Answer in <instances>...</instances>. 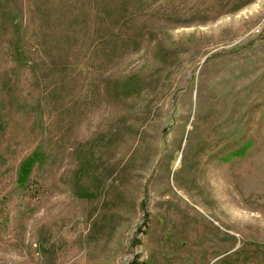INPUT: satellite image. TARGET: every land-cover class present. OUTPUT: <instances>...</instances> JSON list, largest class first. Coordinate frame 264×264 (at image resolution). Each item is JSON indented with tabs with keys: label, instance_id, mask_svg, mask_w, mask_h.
Returning a JSON list of instances; mask_svg holds the SVG:
<instances>
[{
	"label": "rangeland",
	"instance_id": "1",
	"mask_svg": "<svg viewBox=\"0 0 264 264\" xmlns=\"http://www.w3.org/2000/svg\"><path fill=\"white\" fill-rule=\"evenodd\" d=\"M7 13L0 264L264 263V0H0Z\"/></svg>",
	"mask_w": 264,
	"mask_h": 264
},
{
	"label": "trees",
	"instance_id": "2",
	"mask_svg": "<svg viewBox=\"0 0 264 264\" xmlns=\"http://www.w3.org/2000/svg\"><path fill=\"white\" fill-rule=\"evenodd\" d=\"M9 14L7 13L8 15L7 17L6 14H3L5 18L2 17L3 19L2 18L0 19L3 21V23L5 24L8 23L12 28H14V31L18 34V28L14 22L13 17L10 15L11 17L10 19H8ZM11 53L13 56H19V57L23 56L24 54L27 55L30 54L26 50L25 45L23 46L19 43V37L15 40V43L12 45ZM30 63L32 64L30 65V67L33 69L34 75L40 79L42 73L37 72L35 63L32 60L30 61ZM39 159H40L39 151L37 152L36 150L20 162L18 175H17V184L20 188H26L29 186L31 181L30 180L31 175L34 171L35 166L39 163ZM232 254H233V256H231L233 258L232 260H230L229 257H227L229 255L228 253L222 257L224 258L226 256V258L219 261V264H264V263H260L258 260H255V258L247 259L246 256L245 257L242 256L243 255L242 252L237 250H235ZM130 264H138V263L136 261H133Z\"/></svg>",
	"mask_w": 264,
	"mask_h": 264
}]
</instances>
